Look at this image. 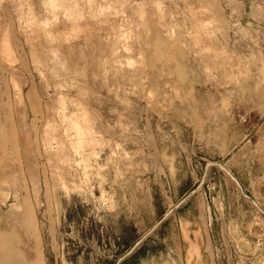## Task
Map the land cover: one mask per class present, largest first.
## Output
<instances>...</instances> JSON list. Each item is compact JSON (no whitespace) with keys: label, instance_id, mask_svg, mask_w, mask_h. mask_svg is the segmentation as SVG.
<instances>
[{"label":"rangeland","instance_id":"374dc122","mask_svg":"<svg viewBox=\"0 0 264 264\" xmlns=\"http://www.w3.org/2000/svg\"><path fill=\"white\" fill-rule=\"evenodd\" d=\"M193 190L209 264H264V0H0V215L28 206V262L114 264ZM177 232L123 264H168Z\"/></svg>","mask_w":264,"mask_h":264},{"label":"crops","instance_id":"0c3cea01","mask_svg":"<svg viewBox=\"0 0 264 264\" xmlns=\"http://www.w3.org/2000/svg\"><path fill=\"white\" fill-rule=\"evenodd\" d=\"M187 196L188 195H185L179 202L169 209H174L176 205L185 199V201L167 217V220H170V222L177 223L178 232L175 237V248H179L178 250H174V258L169 257L168 264H209L207 257L204 255V253L206 254L205 246L209 237L208 223H206V212L199 204L201 198L198 199L193 196ZM194 200L196 201L195 203H193ZM179 212H181L182 215L176 216ZM148 232L149 230L121 257H119L114 264H117V261L120 258L123 259L118 264H123L128 260L136 252L140 244L150 237L152 233L147 235ZM140 240H142L140 244L128 255L132 247Z\"/></svg>","mask_w":264,"mask_h":264},{"label":"bare ground","instance_id":"6f19581e","mask_svg":"<svg viewBox=\"0 0 264 264\" xmlns=\"http://www.w3.org/2000/svg\"><path fill=\"white\" fill-rule=\"evenodd\" d=\"M5 219L11 223L10 229L0 228V264H39V258L35 257L28 262L24 253L19 249V237L16 232L20 229L27 240L35 241L36 233L32 224V215L26 204L17 201L16 206L9 213L0 215V225Z\"/></svg>","mask_w":264,"mask_h":264},{"label":"water","instance_id":"95a60500","mask_svg":"<svg viewBox=\"0 0 264 264\" xmlns=\"http://www.w3.org/2000/svg\"><path fill=\"white\" fill-rule=\"evenodd\" d=\"M212 165H216L217 167H219L221 170H223L238 186H239V184H238V182L236 181V179L228 172V171H226L225 170V168L222 166V165H220V164H212ZM209 165H207V167H208ZM196 193V190H193V191H191L189 194H188V196L187 197H190V196H192L193 194H195ZM244 195V197H246V198H248V196L247 195H245V194H243ZM185 201V199H183L178 205H176L175 206V208L174 209H172V210H169V211H167V212H165V214L163 215V217L160 219V221L158 222V224L157 225H155L153 228H151L150 230H149V232H148V234L147 235H150L153 231H154V229L161 223V222H163L165 219H167V217L175 210V209H177L183 202ZM252 203L259 209V211L264 215V212L257 206V204L255 203V202H253L252 201ZM143 240V239H142ZM142 240H140V241H138L133 247H132V249L129 251V253H128V255L130 254V253H132L133 251H134V249H136V247L140 244V242L142 241ZM123 258H120L118 261H117V264L122 260Z\"/></svg>","mask_w":264,"mask_h":264}]
</instances>
